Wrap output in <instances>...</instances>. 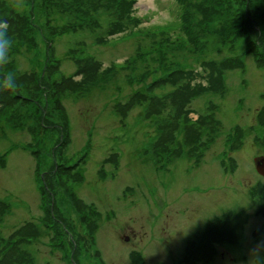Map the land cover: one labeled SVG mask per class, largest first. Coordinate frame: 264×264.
I'll return each mask as SVG.
<instances>
[{"label": "rangeland", "instance_id": "1", "mask_svg": "<svg viewBox=\"0 0 264 264\" xmlns=\"http://www.w3.org/2000/svg\"><path fill=\"white\" fill-rule=\"evenodd\" d=\"M28 1L10 64L53 91L0 113V264H252L264 0Z\"/></svg>", "mask_w": 264, "mask_h": 264}, {"label": "trees", "instance_id": "2", "mask_svg": "<svg viewBox=\"0 0 264 264\" xmlns=\"http://www.w3.org/2000/svg\"><path fill=\"white\" fill-rule=\"evenodd\" d=\"M51 1H53V0H49L47 2H51ZM36 4H37V0H29L28 1V5L31 8H35ZM131 7H132V5H131ZM4 11H5V9H4ZM5 13H6V21H7V24H8V29L11 32L10 33L11 37H16L18 35L19 40H22V37H23V35L25 33L26 28L29 27V26H32V25L34 26L35 25L36 14H35L34 10L31 11L30 13L26 14V15H23V16L21 14H19V13H15L14 11H8L7 10ZM61 32H63V31H61ZM108 41H110V40H108ZM12 65L13 64H10V62H9L8 64L4 65V67H7V68H5L4 70L2 68L1 71H0V76H3V78H0V90L2 89L1 93L5 92V90H6V93H7V98L6 99H4L3 96H2L3 94L0 93L1 94L0 95V113L3 112V111H6L5 110L6 105L9 106V107L13 106V108H16L18 106L17 102H19V100L21 101L24 98L23 100L29 102V104H33V107H36L37 111L39 109V111H40V113L42 115L41 116L42 120H40L39 123L42 124V126L44 127L45 123H46L45 120L47 119L46 116L48 115L49 98H52L51 92L53 90H51L50 88H47L46 90L43 89L44 91H42V94H41L42 98H40L39 101L35 102L33 98L36 97V95H34V94L30 95L31 93H33V91H35L33 89V87L30 86V84L32 83L31 82V78H29L30 76L23 75L24 73H21L19 70L14 68V66H12ZM6 70H9V72H12L15 75L16 88L14 90L13 89H5V88L2 87V82L3 81H1V80H4V78L8 74V73L4 72ZM45 75H46V72L42 75V77L40 79L41 83L44 80L47 79ZM33 76L34 75H32V77ZM33 79H34V77H33ZM70 79H71V77H70ZM21 83H24V85L26 87L20 85ZM41 83H40V86H41ZM33 86H34V84H33ZM8 94L10 96L9 98H11L12 97L11 94H13L15 96L16 100L15 101L8 100ZM18 97H20V99H17ZM55 97H57V96H55ZM4 101H6V104H5ZM18 108L21 109V107H18ZM60 108H62V107H60V102H59V109ZM26 125H27V123H25V127H26ZM29 129L32 130L31 127H29ZM29 231L30 230L27 229L25 231V235L23 234V237H26L30 233ZM16 237H18V236H15V238Z\"/></svg>", "mask_w": 264, "mask_h": 264}, {"label": "clouds", "instance_id": "3", "mask_svg": "<svg viewBox=\"0 0 264 264\" xmlns=\"http://www.w3.org/2000/svg\"><path fill=\"white\" fill-rule=\"evenodd\" d=\"M12 6L19 9V0H11ZM12 48V40L8 35L7 21L0 22V67L10 62V50ZM2 87L5 89L16 88V78L13 73H8L2 82ZM256 256L252 260V264H261L260 253H264V242H260L251 249Z\"/></svg>", "mask_w": 264, "mask_h": 264}, {"label": "water", "instance_id": "4", "mask_svg": "<svg viewBox=\"0 0 264 264\" xmlns=\"http://www.w3.org/2000/svg\"><path fill=\"white\" fill-rule=\"evenodd\" d=\"M256 169L259 174L264 176V160H260L256 163Z\"/></svg>", "mask_w": 264, "mask_h": 264}]
</instances>
